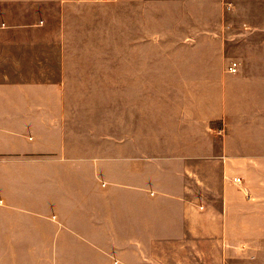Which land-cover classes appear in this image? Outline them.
I'll use <instances>...</instances> for the list:
<instances>
[{"label":"crops","instance_id":"crops-1","mask_svg":"<svg viewBox=\"0 0 264 264\" xmlns=\"http://www.w3.org/2000/svg\"><path fill=\"white\" fill-rule=\"evenodd\" d=\"M0 264H264V0H0Z\"/></svg>","mask_w":264,"mask_h":264},{"label":"rangeland","instance_id":"rangeland-1","mask_svg":"<svg viewBox=\"0 0 264 264\" xmlns=\"http://www.w3.org/2000/svg\"><path fill=\"white\" fill-rule=\"evenodd\" d=\"M203 3H206V7H209V1L208 2H203ZM189 5H194L193 3H190ZM204 11L200 13L199 15V20L201 19L200 17L204 16V15H209L208 11H206L205 9H203ZM197 13H193V14H189L187 13L186 14V29L190 30L191 29V24H192V21L195 19V15ZM128 21V16L126 15L125 11H123L122 13V22L123 24ZM156 21V19H155ZM160 23L162 22L161 21V18L158 20ZM114 25H116V22L114 21ZM162 25V24H161ZM206 25V24H205ZM165 26V27H164ZM104 26H97V27H93L92 30H88L89 34L91 35H95V36H92V37H95L96 36H103L105 33H104ZM163 30L165 29V33H168L170 32L171 33V25H163ZM105 29H109L108 30V33L106 34V37L107 38H111V40H114V38H116L117 40L119 41H123V48H124V44L127 42L128 40V36H129V28L128 27H119V26H114L113 28L110 26L109 28H105ZM86 30V28H85ZM162 31L161 30H157V28H155V34H158V33H162L160 32ZM98 32H99V35H98ZM164 33V34H165ZM109 34V35H108ZM90 35V36H91ZM107 41H109V43H106L107 45H105V51H108V50H113V44H112V41L109 40V39H106ZM226 39L223 38V43L221 44V49L222 50H225L227 51L228 49H230V51H232V49H237L238 47H236L234 44L233 47L230 48V46L232 44H229L227 42H225ZM197 43V42H196ZM103 45V44H101ZM198 45V46H197ZM197 45H194L193 42H190V43H187V45H185V50H192V49H199L201 48L202 50H206V51H212V50H215L217 49V47H219L218 43H216L215 40H209L207 41L206 43H203L201 44L200 42L197 43ZM127 46V45H126ZM165 48H168V49H175V46L173 44H164V45H161V44H155V49H165ZM87 46L85 45V50H87ZM128 49V48H126ZM86 53H90L88 51H86ZM229 59H227V62L225 64V66L227 67V70L228 71H231V72H236V71H232L230 69V65L232 64L233 61H237L238 64H239V61L236 60V59H233L229 62ZM113 62V60H110V59H105V60H102V59H97V58H94V59H85V82H101V81H105V82H113L114 79H113V74L112 73V70H110L111 73H108V65ZM229 62V64H228ZM101 63H103V66L105 67V71L106 73L103 74H92L94 69H96L98 67V65H100ZM239 66V65H238ZM238 71V70H237ZM124 76H122V80L121 81H129L128 78H123ZM85 93H90V94H93L91 95L92 98H95L97 101H100V100H103L104 98H106V100L108 99H112V96L110 94H112V92H109V91H93V92H85ZM200 94H203V97L206 98L205 96L209 95V97L211 96H214L215 94L217 93H220L224 96L225 94V91H221V92H217V91H211V92H199ZM212 98V97H211ZM107 104V103H106Z\"/></svg>","mask_w":264,"mask_h":264},{"label":"built area","instance_id":"built-area-1","mask_svg":"<svg viewBox=\"0 0 264 264\" xmlns=\"http://www.w3.org/2000/svg\"><path fill=\"white\" fill-rule=\"evenodd\" d=\"M230 69L232 71H236L238 69V62L233 61L232 64L230 65ZM236 180L240 179L238 176L235 177Z\"/></svg>","mask_w":264,"mask_h":264}]
</instances>
